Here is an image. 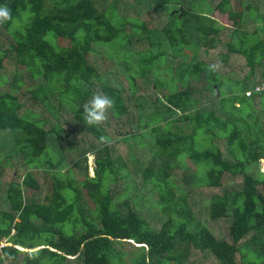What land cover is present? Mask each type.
<instances>
[{
	"label": "trees",
	"instance_id": "1",
	"mask_svg": "<svg viewBox=\"0 0 264 264\" xmlns=\"http://www.w3.org/2000/svg\"><path fill=\"white\" fill-rule=\"evenodd\" d=\"M160 1L158 27L125 14V0H0L12 17L0 24V264H192L197 252L204 264H264V72L261 81L255 73L264 63V0ZM152 3L133 6L142 14ZM233 59V76L218 68ZM10 68L13 90L2 87ZM136 77L162 94L137 99ZM96 93L114 107L103 125L87 127L83 105ZM63 109L81 138L69 139ZM125 115L132 130L115 141L139 149L144 183L159 197L149 199L162 212L158 224L144 202L127 209L110 190L118 174L130 177L108 144V126ZM89 153L97 155L93 175ZM174 159L188 167L190 186L221 188L226 174L242 175V188L204 199L210 220H228L225 233L197 215L191 188L169 180ZM134 190L130 181L125 195ZM34 248L39 258L28 260Z\"/></svg>",
	"mask_w": 264,
	"mask_h": 264
},
{
	"label": "rangeland",
	"instance_id": "2",
	"mask_svg": "<svg viewBox=\"0 0 264 264\" xmlns=\"http://www.w3.org/2000/svg\"><path fill=\"white\" fill-rule=\"evenodd\" d=\"M114 1V0H113ZM118 1V0H117ZM126 3H130L132 4V6H130L125 14H127L128 16H139L141 17L142 20H146L149 25H156L158 27L162 26L165 22V19L163 18V15L161 14V11L163 9L162 3L160 0H153L152 3V7H147L146 9L144 8V13L139 14L138 13V7L133 6L134 3L137 2V0H125ZM218 2V0H215L214 3ZM142 6V5H141ZM146 7V6H144ZM106 6H101V9H105ZM119 8L122 11V6L119 5ZM215 16L217 18H219V20L226 24L227 27H229L228 25L232 26L230 21L228 20V16L227 13H221L218 10L215 12ZM128 28H130V25H128ZM227 33L224 32L223 34V39L228 38ZM133 40H134V44L133 49L134 50H138L139 48H142V43H140V41H137L136 37L133 36ZM65 43V42H63ZM7 44V38L4 39V37L0 36V45L2 46H6ZM140 46V47H139ZM207 57V56H206ZM212 58H214V56H212ZM211 58V59H212ZM218 59V58H216ZM210 60V59H209ZM230 63L228 62V68L227 66L224 67L225 63H219V69L221 71L224 72H229L230 74H232V76L234 75V73H232V71H236L238 72L240 70V67L237 66V63L233 60H231ZM102 70V69H101ZM9 73V81L7 84L2 85V87L4 89H8V90H13V86L11 84V80L13 78V68H10L8 70ZM228 74V73H227ZM229 75V74H228ZM245 75V74H244ZM124 90L126 93L130 94L131 90H130V86H129V82L124 78ZM136 84L138 87L137 90V99H141L143 95H148V94H152V96H156L158 94H162V91L160 90L159 87H156L154 84L153 80H149L148 78H142V77H136ZM198 88L201 87V84L197 85ZM259 98L257 97L256 102H258ZM134 101L129 102L128 104H133L134 105ZM150 103V102H149ZM29 104V103H26ZM64 113L66 114V118L67 120H69L71 123H62L63 127L67 130H69L70 132H68L69 134V139L73 138V137H77V138H81L83 133L76 131L78 124H76L77 122V118L75 117V115L71 112L70 109H63ZM133 115L135 114V109L133 110ZM128 120H130V118L128 116L125 115V117L121 118L120 120L117 119V121L120 122L119 123H115V121H113V125L112 126H108V132L110 134V136L113 137V139L111 141L108 142V144H110L111 149H112V157H116L117 155H122V160L124 161V163L127 166V170L121 168L123 171H128L129 172V176L131 178H133L132 180H130V177H126V176H121L123 175V172L118 174L117 177H119L118 179L114 180L111 185H110V190L111 193L116 196V198H119L121 204H123L127 209L129 208H136V202H144L145 205V212L147 215L150 216V220L152 223L154 224H158V222L161 221V217L160 215H162V212H160L159 214L156 212L155 209H153L151 206V204L149 203V199H153V200H157V198H159L157 195L155 196H150L149 194V189H150V183L145 184V180H144V175L141 172V169L144 167V164L142 162V160H139V149L136 150V147H131V142L132 141H115V139L119 136H123V134L125 135L127 132H131L132 130V126L131 124L129 125ZM182 122V121H180ZM179 123V125H181ZM75 124V125H74ZM186 130H183V132H185ZM124 137V136H123ZM198 142H200V144L204 143V135H198ZM216 144H218L223 151L229 153V145L227 142V139L224 138L222 139L221 137H217L215 140ZM199 147H202L201 145ZM144 155L149 156V152H146ZM97 155H95L94 153H89V157H88V162L90 165V174L93 175V166L95 165L94 162L96 160ZM174 163L173 166H169L167 169V173L169 174V180L173 181V183L176 181L180 186H186L188 188H191V197H190V202L193 204V206L195 207V212L197 213V215L203 219L204 221H212V225H214L215 227H217L220 231H222L223 233H225V231L228 229L229 226V222L226 218H220L217 220H210L208 217V211H209V205L206 203V201L204 200L206 196L210 195L213 192H224V191H231L234 189H240L242 188L243 185V177L242 175L238 174V175H232V174H226L223 178V186L221 188H211L208 186H195L192 185L190 186L188 184V182L186 181L187 179V169L188 167H184L183 165H181L180 161L178 159H174L172 161ZM187 165L189 167H191L192 172L190 174H193L196 170V166L195 163L193 162L192 159H188L186 160ZM263 165V163H262ZM262 170L264 171V165L262 166ZM189 174V175H190ZM3 180V185L5 184V180L4 178H2ZM43 181V179H41ZM130 181L132 182V185L135 187L136 186V191L134 190V194L133 196H126V186L128 185V183H130ZM43 189L41 191V195H44V188L45 185H42ZM175 187V185H174ZM3 189V187H1ZM0 205H3V203H0ZM3 207V206H1ZM4 243L6 242V240L3 241ZM127 248H130L131 245L127 244L126 245ZM202 254H200V252H197L195 254L192 255V259L190 258V262L192 264H204V260L202 259ZM73 260L69 261L68 264H72ZM186 264V263H185Z\"/></svg>",
	"mask_w": 264,
	"mask_h": 264
},
{
	"label": "clouds",
	"instance_id": "3",
	"mask_svg": "<svg viewBox=\"0 0 264 264\" xmlns=\"http://www.w3.org/2000/svg\"><path fill=\"white\" fill-rule=\"evenodd\" d=\"M11 11L7 5L0 6V24L11 20ZM217 65H209L208 71L215 72ZM114 107L112 98L105 94L96 93L83 105V122L87 127L103 125L109 118V111ZM101 143L106 142V137H100ZM22 248V247H21ZM24 249V248H22ZM41 249L34 248L26 253L28 260H37Z\"/></svg>",
	"mask_w": 264,
	"mask_h": 264
},
{
	"label": "crops",
	"instance_id": "4",
	"mask_svg": "<svg viewBox=\"0 0 264 264\" xmlns=\"http://www.w3.org/2000/svg\"><path fill=\"white\" fill-rule=\"evenodd\" d=\"M248 69H249V66H248ZM248 69L246 70V73H248ZM263 72H264V63L263 62H258L257 63V67L255 69V73L259 74V78H258L259 81H261L260 79H261V77L263 75ZM263 161L264 160H262V163H263Z\"/></svg>",
	"mask_w": 264,
	"mask_h": 264
},
{
	"label": "built area",
	"instance_id": "5",
	"mask_svg": "<svg viewBox=\"0 0 264 264\" xmlns=\"http://www.w3.org/2000/svg\"><path fill=\"white\" fill-rule=\"evenodd\" d=\"M251 93V92H250Z\"/></svg>",
	"mask_w": 264,
	"mask_h": 264
}]
</instances>
